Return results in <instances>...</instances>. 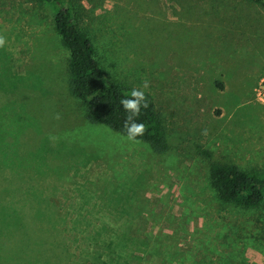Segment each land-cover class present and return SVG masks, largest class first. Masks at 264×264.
<instances>
[{"label": "rangeland", "instance_id": "1", "mask_svg": "<svg viewBox=\"0 0 264 264\" xmlns=\"http://www.w3.org/2000/svg\"><path fill=\"white\" fill-rule=\"evenodd\" d=\"M69 2L104 78L151 97L166 147L88 122L69 91V53L50 10L0 0V162L12 168L0 169L5 195L44 191L50 211H71L87 231L90 255L101 223L82 200L96 203L110 186L117 213L102 211L118 221L102 224L126 235L116 248L127 255L97 264H264V199L249 209L222 203L208 181L211 160L264 169V102L252 91L264 75V0ZM7 236L0 224V264H17L29 244L55 264L53 243Z\"/></svg>", "mask_w": 264, "mask_h": 264}, {"label": "trees", "instance_id": "2", "mask_svg": "<svg viewBox=\"0 0 264 264\" xmlns=\"http://www.w3.org/2000/svg\"><path fill=\"white\" fill-rule=\"evenodd\" d=\"M32 1L46 5L50 10L53 29L59 36L61 44L68 50V88L81 102L85 119L90 123L103 124L126 136L128 128L133 123L143 124V134H137L134 139L147 143L154 150H164L166 147L164 127L161 115L151 97L143 93L144 99L139 102L131 95L132 89L115 80L104 78L100 63L95 57L93 43L76 22L69 0ZM248 1L260 4L263 0ZM122 100L135 101L139 114L129 120L132 110L125 109ZM16 147L11 145V151L17 155ZM205 154L209 156L208 153ZM2 167L12 169L0 162V169ZM208 181L217 199L222 203L249 209L258 206L264 199V169L241 168L235 163L211 160L208 164ZM5 189L0 185V224L6 229L9 243L22 244L32 240L51 242L55 246L53 253L55 264H85L89 260L91 264H97L105 254L110 257L112 263L120 262L121 257H126L125 249L116 248L124 243L126 235L121 231L118 234L121 236L117 237L115 229H108L102 224L118 221L117 217L108 216L107 212L110 209L102 211L109 207L115 211L118 207L119 198L110 186L105 187L98 202L91 203L88 200L89 196L82 200V203L93 207L94 210L87 212L99 215L97 220L101 223L99 231L95 232L91 240V246L94 245L96 249L92 248L90 255L81 236L87 231L77 226L75 221L78 219L73 215L68 216L71 211L63 213L50 211L54 205L44 191L41 194H38L39 191L32 192L28 196L23 193L20 196H6ZM71 236L73 240L70 239ZM72 241H76V244L71 245ZM19 250L21 258L14 260L17 264H27L28 261H33L34 264H48L52 261L39 245H21ZM15 251L18 252V249Z\"/></svg>", "mask_w": 264, "mask_h": 264}, {"label": "clouds", "instance_id": "3", "mask_svg": "<svg viewBox=\"0 0 264 264\" xmlns=\"http://www.w3.org/2000/svg\"><path fill=\"white\" fill-rule=\"evenodd\" d=\"M3 43V40L0 39V44ZM146 86V85H145ZM132 96H135L137 98V101L141 102L144 99V94L141 91L133 90L131 92ZM121 103L123 104L125 109H131V115L128 117L129 120L132 119V116L138 115L139 114V109L136 107V102L131 101V100H122ZM146 107V105H145ZM144 132V125L143 124H136L133 123L129 128H128V139L132 140L137 134H143Z\"/></svg>", "mask_w": 264, "mask_h": 264}, {"label": "built area", "instance_id": "4", "mask_svg": "<svg viewBox=\"0 0 264 264\" xmlns=\"http://www.w3.org/2000/svg\"><path fill=\"white\" fill-rule=\"evenodd\" d=\"M252 91L254 99L264 102V75L257 80Z\"/></svg>", "mask_w": 264, "mask_h": 264}]
</instances>
